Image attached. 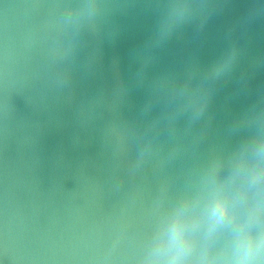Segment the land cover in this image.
Segmentation results:
<instances>
[{
	"label": "water",
	"instance_id": "1",
	"mask_svg": "<svg viewBox=\"0 0 264 264\" xmlns=\"http://www.w3.org/2000/svg\"><path fill=\"white\" fill-rule=\"evenodd\" d=\"M0 264H243L125 0H0Z\"/></svg>",
	"mask_w": 264,
	"mask_h": 264
}]
</instances>
